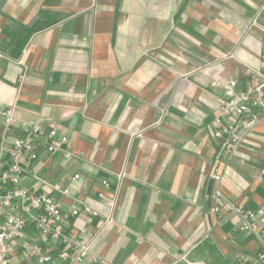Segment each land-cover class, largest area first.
<instances>
[{
    "label": "crops",
    "instance_id": "1",
    "mask_svg": "<svg viewBox=\"0 0 264 264\" xmlns=\"http://www.w3.org/2000/svg\"><path fill=\"white\" fill-rule=\"evenodd\" d=\"M263 51L264 0H0V135L12 107L19 135L36 121L43 142L68 138L26 182L68 188L67 232L112 219L84 264H238L260 248L212 208L216 191L264 205V118L228 148L212 81L256 84Z\"/></svg>",
    "mask_w": 264,
    "mask_h": 264
},
{
    "label": "built area",
    "instance_id": "2",
    "mask_svg": "<svg viewBox=\"0 0 264 264\" xmlns=\"http://www.w3.org/2000/svg\"><path fill=\"white\" fill-rule=\"evenodd\" d=\"M264 59V51H263ZM257 83L238 90L235 79L212 81L213 86H221L223 94L215 115L214 136L224 139L228 148L238 146L243 135L264 118V69L254 72ZM5 130L0 135V264H18L20 250L23 259L33 264H84L92 255V245L105 227L112 222L104 217L98 229L86 227L79 231L67 232L69 214L62 209L59 194H67L68 188L61 184L50 185L34 174L35 183L28 185V166L36 160L41 150H63L68 138L60 143L54 138V129L44 136L41 125L27 121L25 135L18 134V123L12 107L1 111ZM79 175L76 176L78 178ZM214 178L219 180L220 174ZM110 186V182H105ZM212 212L222 216L225 210L232 214L231 222L239 229L257 234L261 246L253 252L237 254L238 264H264V205L256 210L226 201L221 191H216ZM85 210L99 216L97 210L85 206ZM77 213V208L72 211ZM33 235L27 232V227ZM40 241L35 240V238ZM46 244V245H45ZM94 262L98 260L94 257Z\"/></svg>",
    "mask_w": 264,
    "mask_h": 264
}]
</instances>
